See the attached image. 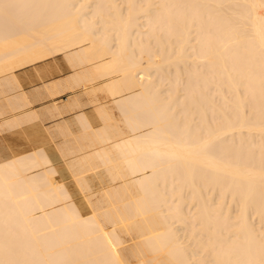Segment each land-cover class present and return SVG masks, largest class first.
Instances as JSON below:
<instances>
[{"label": "bare ground", "instance_id": "bare-ground-1", "mask_svg": "<svg viewBox=\"0 0 264 264\" xmlns=\"http://www.w3.org/2000/svg\"><path fill=\"white\" fill-rule=\"evenodd\" d=\"M59 55L111 98L75 114L88 193L45 149L0 159V264H264V0H0V96Z\"/></svg>", "mask_w": 264, "mask_h": 264}, {"label": "crops", "instance_id": "crops-1", "mask_svg": "<svg viewBox=\"0 0 264 264\" xmlns=\"http://www.w3.org/2000/svg\"><path fill=\"white\" fill-rule=\"evenodd\" d=\"M67 60L68 59H66L64 55H59L56 57H48L46 59L37 61V62L32 63V64H28L26 66H23V67H20V68H17L14 70L13 75L15 74L14 77L16 79L17 85L16 84H15L16 86L13 85L14 87L12 85L7 86L6 87L7 88L6 93L1 94L2 96H0V111L4 112L3 116L2 115L0 116V159H7V158H10V157H13L16 155L31 152L35 149H43V150L45 149L44 151H46L48 156L51 158L53 165H55V167L58 169V172H59L60 176L62 177V180L65 182H71L73 179L72 178L73 170L69 167L68 161H69V159H73V158L78 157L80 155L79 152H81V149H82L80 144H86L89 142V139L87 140L88 137L86 138V134L84 133V130H83L84 127L81 126L80 124L78 125L76 122L77 121L76 115H78L80 113L79 114V117H80V115H83L85 113V115H86L85 117L91 123L90 126L91 125L93 126L92 128L95 129V128L102 127L104 124V121H103L102 117H100L101 113H99L100 112L99 108H101V105L109 106L110 102H111V98L108 97L107 94L103 91L98 92L95 96L92 93V91L89 90V88L92 85L97 84L99 82H96V83L90 82V83L86 84L87 85L86 87H82V86H85V85H83L85 83V81L81 82V80H80L81 78L79 77L80 78L79 84L77 85V83H76L77 81H74V79L78 78L77 76H75L76 70L78 68L73 67L71 64H69V61L67 62ZM72 74H73V76H75L74 79H72V77H73ZM68 75L70 78L68 77ZM17 78H18V80H17ZM55 78L57 81L55 80ZM66 78L69 81L66 82L65 81ZM54 81L55 82L59 81V82L53 83ZM60 81L62 83H60ZM70 81L73 83H71ZM59 83L62 85L61 88L64 89V87H65L64 91H63V89L61 90V88H60L61 85L59 86ZM49 84H50V86H49ZM57 84H58L59 88H58ZM63 84H65L66 86H64ZM74 84H75L76 88H75ZM46 85H47V87H46ZM54 85H56V87ZM80 85H81V87H80ZM8 87H9V89H8ZM21 87L23 89H21ZM11 88H13L14 90ZM46 88H48V89H46ZM50 88L54 91V93ZM73 88H74V90H72ZM58 89L60 90V92ZM8 90H12V91H8ZM20 92H21V94H20ZM85 92L88 95L85 94ZM50 93H51V95L54 94L55 96H50ZM26 94H27V97H26ZM15 95L17 98L19 96L18 100H21L20 103L25 101L27 103V105L23 108H19L20 104L18 103V100L17 101L15 100L16 99ZM9 96L12 98V101H11ZM20 96H22V97H20ZM5 98H8V99H5ZM20 98H22V99L25 98V99L22 100ZM74 98H76V99H74ZM9 99H10V101H9ZM93 99L96 101V104L92 103V101H94ZM73 101L74 102L76 101L75 102L76 104ZM8 102H9V104H7ZM15 102H16V104H15ZM17 103L19 105H17ZM69 103H70V105H69ZM11 104H13L12 107H11ZM6 105H7V108H6ZM77 105L81 106L80 109H79V106H77ZM71 106L72 107L75 106V107L72 108ZM8 107L11 109V112H9L10 109ZM76 107H78V108H76ZM94 107H96L97 109H95ZM71 108H72V110H71ZM32 110H33V112H32ZM57 110H58V112H56ZM96 110L97 111L99 110V111L96 112ZM48 111H50V112H48ZM28 113H30V114H28ZM31 113H32V116L34 115L38 120L34 116L32 117L33 119L31 120V118H30ZM54 113H55V115H54ZM58 113H60V114H58ZM25 114H26V116H24ZM51 115H52V117H51ZM20 116H22V117H20ZM9 119L13 120V121L11 120L12 122L10 121L13 124V126H8V124L10 123V122L8 123ZM28 119H30L33 123L31 121H29ZM26 120H27V122H26ZM83 120L85 121V119H83ZM37 122H39L40 126L43 128V129L40 128V131L37 127V126H39V123H37ZM82 122L83 121L81 119V122L79 120L78 123H82ZM14 123H16L17 128L19 125V128L17 130H16V126L14 127V125H15ZM83 123H82V125H83ZM34 126L38 132L36 130H33ZM60 126L62 129V131H60L61 133H59ZM2 127L3 128L5 127L4 130L6 129L7 131L5 130L6 131L5 132ZM10 127H11V130H10ZM81 128H83V129H81ZM44 129H47L49 131L46 132L47 130H44ZM63 129H64V132H66V131H67V133L69 132L68 133L69 135L67 134L68 136L66 135V133L63 132ZM1 130H3L4 132ZM79 130H83V131L80 132ZM15 132H17V133H15ZM21 132L23 135L21 134ZM75 132L77 134H75ZM11 133H13L14 135H12ZM47 133H48V136H47ZM49 134H50V138H49ZM72 134H75V135H72ZM22 136H24V137L22 138ZM25 137H26V139H25ZM43 137H45V138L47 137L48 140L44 139V141H43ZM51 137H52V140H51ZM29 138H30V142H29V140H27ZM40 138H42L41 140L43 142L40 140ZM84 139L86 142H84ZM48 141H51V142H48ZM37 142H39V143H37ZM40 142H41V144H40ZM42 143H45V145H43ZM20 144H21V146L23 145V147L19 146ZM33 144H34V147H33ZM35 144H37V145L39 144V145L37 146ZM65 144L67 146H69V149ZM78 145L80 146L81 149L79 148ZM54 146H56V147H54ZM62 148H63L62 153H60L61 152L60 150ZM76 148H78L80 151ZM70 149L74 150L73 153H72V151H70ZM67 154H69V155H67Z\"/></svg>", "mask_w": 264, "mask_h": 264}, {"label": "rangeland", "instance_id": "rangeland-1", "mask_svg": "<svg viewBox=\"0 0 264 264\" xmlns=\"http://www.w3.org/2000/svg\"><path fill=\"white\" fill-rule=\"evenodd\" d=\"M72 174H74V176H75L76 175V172L74 173V171H73ZM74 176H72V178L74 180H72L71 182H65V181L64 182H65L67 188L69 189V191L71 192L72 199H74L78 203V205L80 207H83L84 205H82V203L84 202V199H85L84 195H86L88 192L87 191H84L82 189V187L78 183H76L78 181H77V178L74 177ZM73 183H75V184L73 185ZM102 185H103V182L102 181H99V179L98 180H94L92 182V188H93L94 191H99L102 188ZM78 186H80L81 188H79ZM89 193H91V191H89ZM88 208L89 207H86L87 210H88Z\"/></svg>", "mask_w": 264, "mask_h": 264}]
</instances>
